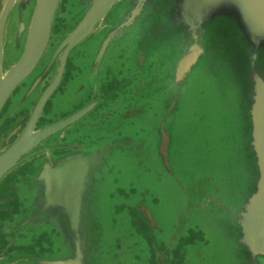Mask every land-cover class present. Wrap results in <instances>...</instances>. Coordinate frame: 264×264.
<instances>
[{
  "label": "water",
  "instance_id": "water-1",
  "mask_svg": "<svg viewBox=\"0 0 264 264\" xmlns=\"http://www.w3.org/2000/svg\"><path fill=\"white\" fill-rule=\"evenodd\" d=\"M182 3L0 0V264H213L220 248L225 264H264V0H221L201 13L197 4L195 39L175 19ZM218 23L227 24L229 46L210 36ZM167 36L180 47L163 62ZM92 42L87 76L79 77ZM210 58L207 70L228 104L229 90L245 95L254 171L225 156V140L216 157L194 127L179 132L181 91ZM117 79L134 93L151 90L150 99L128 109L109 100L105 90ZM148 119L143 133H125ZM116 150L133 152L140 170L102 210L97 166ZM170 187L177 197L165 222L158 194ZM197 212L212 219L223 245Z\"/></svg>",
  "mask_w": 264,
  "mask_h": 264
},
{
  "label": "rangeland",
  "instance_id": "rangeland-1",
  "mask_svg": "<svg viewBox=\"0 0 264 264\" xmlns=\"http://www.w3.org/2000/svg\"><path fill=\"white\" fill-rule=\"evenodd\" d=\"M142 0H135V2L140 3ZM221 0H199L197 4L201 6L199 13L203 12L204 8L207 6H214L219 3ZM190 2L191 4H188ZM197 4L192 5V0H183L182 5L180 6L179 11L174 12L175 19L184 24L189 25V30L191 32V36L193 39L196 38V34H199L197 31L199 27L196 26L197 21ZM201 17V16H200ZM199 17V18H200ZM219 28H213L210 32L211 38H216L217 41L226 40V45L229 46L232 43V39H230V32L226 31L224 28L227 27L225 23H218ZM179 40L173 36H167L163 42V44L159 48V55L164 62V59L167 55L173 57L177 52L176 49L172 47H180ZM195 45H198L195 42ZM122 48V47H121ZM170 48V53L166 50ZM234 49V48H233ZM130 50H134V48H130ZM163 50V51H162ZM96 51L95 43L92 42L90 46L86 47L84 50V55L81 63V71L79 73V77H84L85 74L87 76L86 71L89 68L90 61L92 56H94ZM217 51H220V48H217ZM263 54V52H262ZM230 55V53H229ZM234 55V54H233ZM211 58L202 63H199L198 69L193 76L189 78L187 85V90L181 91L182 96V105H181V114L180 119L178 121L179 124V132L184 137L189 129L194 127L196 134L198 133L197 142L201 141V137L205 136L206 139L210 142L211 145V155L219 157L220 153L216 152V149L219 148L218 143L225 140L227 142L225 148V156L231 159H236L238 156L242 158L247 167L251 170H255V166L253 163V153L251 150H248L247 142L250 139V135H247V120L244 117V111L246 108L245 95L243 97L242 90H229V104L227 100L223 97V94L218 91L219 84L214 80L215 77L210 72L209 69L212 65ZM127 64V63H126ZM150 65H147L145 68V74L150 75ZM126 66V65H125ZM260 68H264V61L260 64ZM122 73H119L120 76ZM203 74L205 81L211 79L210 86L206 83H202L199 81V78ZM122 76V75H121ZM225 76V75H224ZM223 76V77H224ZM214 78V79H213ZM217 78V76H216ZM115 90H105L106 96L109 100L114 101H122V107L124 109H128L132 107L137 99L142 102L149 100V95L151 90H138L137 93H134L135 90H127L126 87L121 85L119 79L116 80ZM204 87L206 90H198V88ZM214 88L215 90H211ZM246 90H243L245 93ZM200 94H203L201 97ZM154 99H158L155 97ZM203 116L204 120L199 123L198 121H194V116ZM148 126H151L150 119L143 120L139 122H133L129 129L125 131L126 134L131 137L135 136L136 131L138 134L143 133ZM240 149V150H239ZM133 152L127 155L126 152L116 150L109 157H105L99 162L97 168L99 171L96 173L95 189H98V195L95 196L97 199L99 198V205L102 210L110 209L109 205L106 203L107 199L109 200L113 190L115 188L125 187L128 183H131L137 180V176L139 173V166L136 164V159L133 156ZM128 156V157H127ZM187 160V156L184 158ZM146 166L149 165V159L146 158ZM140 178H142L144 185L148 187H152L151 178L148 174H140ZM162 185L168 186L171 185L170 180L167 177H163ZM159 198L162 202L161 211L162 218L165 222H170L172 220V208L168 205L169 199L177 197V192L174 191L173 187H170L169 194H158ZM104 196V199H103ZM103 199V200H102ZM195 215V219L200 221V217H205V221H201V225H206L207 229L210 232V238H213L215 242L223 245L219 235L214 230L213 221L210 217L203 216L200 212L193 213ZM222 219V217H221ZM219 257H223V250L218 249L216 253ZM218 258L213 264H225L222 262V259ZM228 262V261H226ZM231 264V263H228Z\"/></svg>",
  "mask_w": 264,
  "mask_h": 264
}]
</instances>
